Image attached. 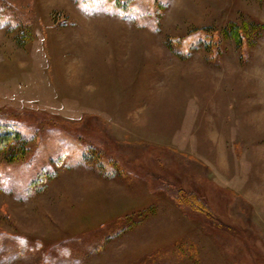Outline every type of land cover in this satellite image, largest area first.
I'll list each match as a JSON object with an SVG mask.
<instances>
[{
    "label": "rangeland",
    "instance_id": "rangeland-1",
    "mask_svg": "<svg viewBox=\"0 0 264 264\" xmlns=\"http://www.w3.org/2000/svg\"><path fill=\"white\" fill-rule=\"evenodd\" d=\"M0 264H264V0H0Z\"/></svg>",
    "mask_w": 264,
    "mask_h": 264
},
{
    "label": "trees",
    "instance_id": "trees-1",
    "mask_svg": "<svg viewBox=\"0 0 264 264\" xmlns=\"http://www.w3.org/2000/svg\"><path fill=\"white\" fill-rule=\"evenodd\" d=\"M5 133H6L5 136H9L10 135V132L9 131H6Z\"/></svg>",
    "mask_w": 264,
    "mask_h": 264
}]
</instances>
